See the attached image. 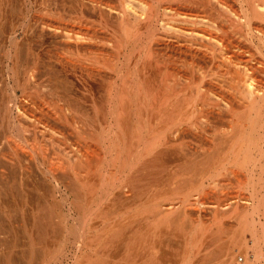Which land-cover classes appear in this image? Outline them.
<instances>
[{
  "label": "bare ground",
  "instance_id": "bare-ground-1",
  "mask_svg": "<svg viewBox=\"0 0 264 264\" xmlns=\"http://www.w3.org/2000/svg\"><path fill=\"white\" fill-rule=\"evenodd\" d=\"M0 50L3 264L39 259L46 237L57 236L74 237L76 251L103 254V264L116 253L132 261L129 254L155 227L153 174L182 157L203 158V172H264V0H0ZM93 86L98 93L87 95L96 100L93 110L101 109V123L72 100L73 87L87 93ZM226 123L230 128L219 131ZM203 140L217 144L216 151L201 147ZM114 172L129 175L122 180ZM57 193L81 222L69 224L60 214ZM259 193H251L240 218L235 214L252 235L258 261L264 260ZM127 204L131 220L124 222L118 217ZM161 209L164 222L169 212ZM193 221L176 226L182 231L188 222L191 234L183 259L201 250ZM249 248L235 251L239 264H251ZM224 249L220 256L233 262Z\"/></svg>",
  "mask_w": 264,
  "mask_h": 264
},
{
  "label": "rangeland",
  "instance_id": "rangeland-1",
  "mask_svg": "<svg viewBox=\"0 0 264 264\" xmlns=\"http://www.w3.org/2000/svg\"><path fill=\"white\" fill-rule=\"evenodd\" d=\"M0 55H3V52L1 50H0ZM77 87H73L72 90H71L72 91L71 94H73L72 95V98H73L72 100H76L77 108L79 107V105H81V107L84 106L82 108H87L89 110L90 109L93 110V108H94L93 106H97V105H95V102H94L96 100H95V98H93V96L87 95V94H92V95L93 94H97L98 93L97 88H95L93 86L94 88L92 89V91L89 90L91 93L89 91H87V93H85L86 91L84 89L83 90L85 92H83V90L80 89V90H82L83 93H85V95H86V97H85V95L83 93H81V91L78 89L79 87L78 88ZM77 97H79V98H77ZM89 97H92L91 98V102L94 103L93 105L90 102ZM84 99H86V100H84ZM61 104H63V101H61L59 107L62 106ZM90 105H91V107H90ZM85 106H87V107H85ZM63 107H64V104H63L62 108ZM97 109L95 108L94 109L95 110V113H93L94 112V110H93L92 113H91V115L92 116L94 115V117H96V118L98 116L100 118H102L103 115H102L101 109L99 108V111ZM80 112L79 111L77 112V114L79 116L81 115V114H79ZM240 112L241 111H239V113ZM96 118H95V120L98 119V118L97 119ZM101 120L102 121H105V119L104 120L101 119ZM109 121H112V119L109 120ZM97 122L98 121H96V123ZM99 122L101 123L100 120H99ZM103 123H105V122H102V124ZM229 126H230L229 123H226L225 126L223 125L221 127V129L224 127L223 130H220L219 129V131L222 132L227 127H229ZM229 128H227L226 131ZM208 131H209V133L210 132L212 133V130L209 129ZM198 144L201 147H204V148H206L208 150H210L212 148L211 151H213V152H215L216 149H217V147H218L217 144H212L211 142L206 141V140L199 141ZM196 157L197 156H195V155H190L188 157H182V158H184V160L183 159H180L182 161H173V162H171V164L169 163V166H168L169 169H166V170H168L167 172H166V170H160V171L157 170L155 173L153 172L154 173L153 174V182L155 181V183H154V187L155 188L153 189L154 190L153 191V194H154V197H155V200H156L155 201V212H156V216L154 218L155 219L154 220V222H155V225L154 226L155 227L153 229L152 236L150 237L151 239L147 240L148 242L147 241H144L141 244H139V245H141V246H139L140 249L137 248V250L135 251V253L133 254V256H131V254H129L130 255L129 258L133 259L134 261L133 260L132 261L130 260L129 262H126V261H124L125 256L122 255V254L120 255L118 253L114 254V255H116V257H114L113 255H112L113 257L108 256L110 258H108L107 256H105L106 257L105 259H107V258L109 260L111 259L112 260V261H110L111 264H113V263L119 264V263H117L119 261H121L120 264H144V263L145 264L146 263H148V264L149 263L150 264H153V263L154 264H159V263L160 264H174V263L175 264H225V263H227L226 260L230 258V255L229 256H225V257H221L220 256V254L223 255L222 253H224V252H221V251L224 248L225 249H226V247L229 248L230 254H233L232 256H234L235 255V251L238 250V248L241 245H246L247 248L250 247L249 249H247V251H248V258L250 259V263L251 264H264V262H263L264 260L261 259L260 261H258L254 257L255 250H254V248L252 246H250L252 244V235H251L250 231H244L243 232L239 228L240 227V224L238 223L239 222V219H237V217H236L237 215L239 216L243 212L245 213L244 208L245 207H250L249 205L252 204L253 195L251 193H253V191L260 192L258 194V198H259V200H261V202L264 201V187H263L264 185L261 186V184H264V172L263 173L262 172H246V171H242L240 169L239 170L237 169V170L232 171V172H203V169L202 168H204L207 165L206 164V161L203 158H201V157H197V158ZM216 160H218V159H216ZM181 167H183V168L181 169ZM181 170H182V172H181ZM114 173H115V175L117 174V177L120 176L122 180H125L127 178V176L129 175L128 172H127L126 175H125L126 172H121V173H123L122 175H121L120 172H117V173L114 172ZM205 173H207V174H205ZM118 174H119V176H118ZM260 175H261V179L263 180V182H262L261 179H259L260 178ZM109 176L111 177V175H109ZM250 177H252L251 180H250ZM123 178H125V179H123ZM142 178L141 179L143 181L145 178L144 177H142ZM253 179L255 180V183L253 182L254 185H252L253 184L252 181H254ZM257 179L259 180V182H258ZM111 184L112 183L109 184L110 187L107 186V189L108 188H112ZM142 184H143V182L141 183V190H142V187H143ZM141 192L143 193V191H141ZM73 196H74V193L73 192L72 193L69 192V200H71L69 202H70L71 205H72L71 202L76 199V198L71 199ZM200 196H201V198H200ZM197 197L199 198L198 200H197ZM56 198H57L58 205H60L59 206V212L62 215L63 214H67V218L69 217L68 218L69 219L68 220V223L69 224L74 223L75 220L78 223L81 222V220L78 217L79 216V213H80L79 211H76V209H74V211L70 215L69 213H67V211H68L67 210V205L61 200L62 199V195L60 193H57ZM184 198H186V199L190 198V202L191 203H188V200L186 202L185 201L186 199L182 201V199H184ZM258 198H257L256 201H258ZM194 201H196V202H194ZM198 202L199 203L201 202L202 204L201 203L200 204L203 205V206H206V208L201 207V210H199V206L200 205L197 206V204H196ZM182 203H184V204H182ZM70 204L68 203V205H70ZM107 204L106 203L104 204V206L106 207V210L109 209V207L111 206L110 203L107 202ZM122 204H124L123 201H122ZM195 204H196V207L198 208V210H195L197 208L194 209ZM208 205H210V206H208ZM228 205H230L232 207H230ZM124 206L125 205H123V208L124 209H122L121 212H119L120 213L119 214L120 217H118V218L121 219V221L128 222L129 220H131V216H130L129 213L132 212V207L131 206H128V204L125 207ZM165 206L166 207H169L170 209L172 207V209L171 210L170 209L168 210V209H166ZM215 206H216V209L215 210L219 214L218 215L216 213L217 214L216 216L214 215V213H215L214 212L215 211L214 210ZM236 206H238V207H236ZM142 207L143 206H141V208ZM228 207L231 208V209H229ZM161 208H165V209H161ZM209 208L213 209L214 211L212 210L213 212H211V210ZM217 208H218V211H217ZM159 209H161V210H167L169 212V215H168L167 219L164 222H162L163 221L162 220L163 219V217H162L163 213L161 214L162 211L160 210L161 212H159ZM189 209H191V211ZM224 209H226V210H224ZM245 209H247V208H245ZM222 210H224V211H222ZM237 211H239V212H237ZM179 212H181V213H179ZM189 212H190L191 215L193 214L194 216L191 217L189 215ZM193 212H195V213H193ZM224 212H225L224 217H223L224 219H221L220 220L219 218H222L221 216L223 215L222 213H224ZM184 213H186L187 215H185ZM236 213H238V214L235 215ZM183 215H185V216H183ZM71 216H72V218H71ZM82 216H84V215H82ZM127 216H129L130 218H127ZM213 216H215V218H213ZM217 216L218 217L220 216V217L218 218ZM228 216H230V218ZM196 217H198V219L199 218L200 219L198 220ZM263 217H264V215H263ZM171 218H172V220H171ZM195 218H196V220H195ZM239 218H240V216H239ZM189 219H191V220H189ZM214 219H217V222L216 223L219 222L218 225L217 224H214L215 223V220ZM168 220L169 221H173V222H171V224H170ZM183 220L184 221H188V222L194 220L193 222H195V224L193 223L191 225L192 226V229H194L197 226H200V227H198V232L199 231L201 232V229H202V231L204 230L203 231L204 233H202L201 235L199 234L200 232L197 233L196 239L198 238V241H195L196 244L194 245L196 247H199L201 250L200 251H196L195 252L196 255L193 254L194 253L193 252L192 253L193 256H191L190 258H188V257L185 256L184 259L187 258L186 260L183 259V257H184L183 255L185 253L186 247H185V249H183V247H184V245H186V241L189 239V236L191 234H190L189 231L187 232V224H188V222H186L187 223L186 224V227L184 229H182V231L181 230L180 231L177 230L179 226H181V225H183V227L185 226L184 225L185 222ZM176 221L178 223H176ZM263 221H264V218H263ZM166 222H167V224L169 223V226H167V224L165 226V223ZM202 222H203V224L205 223V225L207 224L206 226L205 225L203 226L204 228H202ZM198 223H199V225H198ZM174 224H176V225H174ZM209 224H211V225H209ZM162 225L165 226V229H164V227ZM177 225H178V227L176 228ZM173 226L175 228H173ZM191 226H190V229H191ZM210 226H212L213 228L211 227L209 229ZM183 227H179V229H181ZM206 227H208V229H206ZM262 227H264V225H262ZM262 227L258 226V228H260L259 231H260V237H261L260 245H262V248L261 249L263 250V253H264V236H263L264 235V230H263L264 228L262 229ZM169 231L171 233H169ZM183 232H185V233L187 232L189 234H187V236H186V235H184ZM178 233H180V234L178 235ZM226 233H228L229 235L226 234ZM171 234H172V236H171ZM241 235H243V236L241 237ZM178 236H183V238L186 237V239L184 238L185 240H182L183 238H181L182 243H180L181 242L180 241V237H178ZM60 237L61 238H59L58 236H57V238L56 237L55 238L53 237V239L50 238V237H48V238L46 237V239L43 241L44 242V244H43L44 246L43 247L45 248V253L46 254L43 251L42 252V256L41 255L38 256V257L41 256L39 259L38 258L35 259L36 257L33 256L32 257V260H30V262L28 264H98V263L100 264L99 261H101V263L103 264V262H102V260L104 259L103 254L101 256H100L101 253L96 255L93 252H89L91 250H88L87 248L86 249L82 248V249L76 251L75 249H73V243H74V239L73 238L74 237H71L70 236L69 239H72V240L66 239L65 236H60ZM244 238H246L247 240H243ZM241 239L243 240L242 241L243 244L241 243ZM178 241H179V243L181 245H179ZM200 241H202V242L204 241L203 244H200ZM71 242H73V243L71 244ZM158 242H160V243H158ZM239 243H241V244L239 245ZM146 244H148L149 249H146L145 250L144 247H145ZM228 246H230V247H228ZM180 247H182V248H180ZM62 248H63V250H62ZM169 248H170V250H169ZM221 248H223V249H221ZM3 249H4V245L0 246V257H1V251ZM47 251H48V253H47ZM144 251H145L146 254L144 253ZM137 252H138V254H136ZM142 252H143V255L145 256V257L143 256V259H142ZM177 253H178V255H177ZM43 254H44V256H43ZM237 254H239L238 251H237ZM98 256H100L101 258L98 257ZM136 256H138V258ZM33 259H35L36 262ZM90 259H91V261H90ZM181 259H183V260H181ZM146 260H149V261H146ZM188 260H189V262H188ZM186 261H187V263H186ZM142 262H144V263H142ZM1 263L3 264V261H1V259H0V264ZM4 264H6V263H4ZM227 264H239V260L236 259V255L234 257L233 262H231V260L229 259Z\"/></svg>",
  "mask_w": 264,
  "mask_h": 264
}]
</instances>
